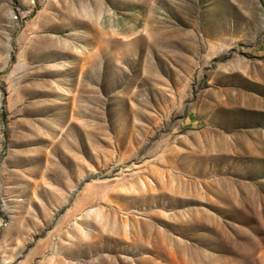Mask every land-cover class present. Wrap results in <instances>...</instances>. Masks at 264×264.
Here are the masks:
<instances>
[{
    "label": "rangeland",
    "instance_id": "1",
    "mask_svg": "<svg viewBox=\"0 0 264 264\" xmlns=\"http://www.w3.org/2000/svg\"><path fill=\"white\" fill-rule=\"evenodd\" d=\"M0 264H264V0H0Z\"/></svg>",
    "mask_w": 264,
    "mask_h": 264
}]
</instances>
